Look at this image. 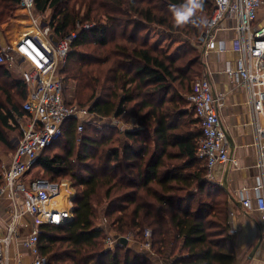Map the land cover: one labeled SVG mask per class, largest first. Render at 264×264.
Listing matches in <instances>:
<instances>
[{
  "label": "trees",
  "instance_id": "16d2710c",
  "mask_svg": "<svg viewBox=\"0 0 264 264\" xmlns=\"http://www.w3.org/2000/svg\"><path fill=\"white\" fill-rule=\"evenodd\" d=\"M19 2L0 0V24ZM35 2L39 12L54 9L51 27L56 38L77 32L64 72L77 82L72 103L88 106L95 115L81 133L76 120H67L62 138L28 173L32 179L52 182L69 176L76 188L73 217L59 225L40 226V255L77 264H156L152 255L131 245L105 246L106 227L94 221L96 198L104 205L102 217L117 236L134 233L142 243L150 230L151 251L157 257L170 254L172 264H235L228 193L206 179V165L197 156L203 132L180 94L204 73L202 51L195 41L212 15V0H204L203 9L182 26L174 25L169 6L183 0ZM77 4L86 7L83 14ZM102 17L107 22L96 20ZM153 24L181 38L178 53L149 43L147 32ZM88 43L95 45L91 51L78 49ZM27 94L26 83L0 63L4 143H8L5 129L19 131L16 116L25 114ZM127 117L137 120L136 127L122 130L112 121L99 123ZM63 146L65 151L59 153Z\"/></svg>",
  "mask_w": 264,
  "mask_h": 264
},
{
  "label": "built area",
  "instance_id": "2783aa9c",
  "mask_svg": "<svg viewBox=\"0 0 264 264\" xmlns=\"http://www.w3.org/2000/svg\"><path fill=\"white\" fill-rule=\"evenodd\" d=\"M212 2V15L200 37L201 51L204 54L215 49L224 51L226 46L218 43L217 31L226 27L223 24L226 20H234L232 28L236 32V38L233 43L238 53V61L236 67L228 66L226 71L235 81L245 85L250 124L258 151V166L262 173L254 187L255 198L243 197L242 204L245 208L256 209L260 213L264 238V25L258 22L259 9L264 0ZM18 8L26 11L36 31L21 35L13 47L0 50V63L19 67L21 78L28 90L23 104L25 114L16 116L20 136L16 139L9 166L3 170L0 187V193L8 190L14 201L12 220L7 226L6 234L0 235V264H10L9 248L15 241L18 222L23 212L34 218L31 234L21 241L24 247L35 254L30 264H51L48 258L39 253L40 226L67 222L72 218V206L60 208L52 204L51 200L61 192V184L43 177L32 179L28 177V173L43 152L62 138L63 126L67 120H76L77 131L81 133L85 123L94 120L95 115L88 107L65 98V83L60 76L77 32L61 39L48 33L35 16V0H20ZM219 100L212 82L205 74L193 82L189 104L203 132L198 143L197 156L206 165V178L209 180H214L216 167L227 163L238 165V161L231 154L222 124ZM17 195H21V203L15 201ZM69 196L67 203L72 201ZM145 235L143 245L151 249L150 231L147 230ZM118 237H106V247L114 248Z\"/></svg>",
  "mask_w": 264,
  "mask_h": 264
},
{
  "label": "crops",
  "instance_id": "0c3cea01",
  "mask_svg": "<svg viewBox=\"0 0 264 264\" xmlns=\"http://www.w3.org/2000/svg\"><path fill=\"white\" fill-rule=\"evenodd\" d=\"M18 9L16 17L20 16L22 19H27L28 14L25 11L21 12V8ZM258 22L264 25V4L259 9ZM223 24L226 27L217 31V38L218 43H223L226 49L224 51H219L218 49L211 50L203 55L205 63L204 74L210 79L214 92L220 98L219 107L222 124L225 131L231 137L233 143L232 146L230 145L231 154L238 161V165L233 166L231 163H227L216 167L214 181L223 186L228 193L231 223L230 234L236 252L235 264H264L263 225L260 213L256 209L249 210L242 204L243 197L255 198L254 187L260 180L262 173L258 166V151L254 144V132L250 124V110L245 85L235 81L226 71L228 66L236 67L238 61V53L233 43L236 38V32L232 26L235 23L234 20H226ZM8 25H11L10 22L3 24L2 30L0 29V32L3 33L0 35V47H3V44L7 40L15 44L18 41L14 37L15 32L11 31ZM30 25L31 23H29L28 27ZM7 66L10 68L14 65ZM10 71L12 72L11 68ZM16 78L20 79L21 75ZM130 119H133L135 123L133 122L134 124L128 125L127 123ZM126 120V122L115 120L114 124L122 130L136 127L137 120L134 117H127ZM119 123H122L124 126H121ZM8 166L9 164L2 165L3 170ZM3 170L0 171V187L2 186ZM60 193L61 196L51 200L52 204L60 208H71V206L73 208L72 201L67 203L68 192L63 188ZM231 196L234 199H231ZM15 201L21 203V195H17ZM13 206L12 194L8 190L2 191L0 193L1 236L6 234L7 226L12 220ZM33 227V216L27 212H23L18 222V233H16L15 241L9 248L10 264H30L34 259L35 254L21 243L23 239L31 234ZM128 245H131L138 251L152 255L156 264H172L174 260L170 254L162 258L157 257L152 253L151 249L143 245V242L138 243V241H135L131 243L129 241ZM54 263L77 264L73 260H57Z\"/></svg>",
  "mask_w": 264,
  "mask_h": 264
},
{
  "label": "rangeland",
  "instance_id": "374dc122",
  "mask_svg": "<svg viewBox=\"0 0 264 264\" xmlns=\"http://www.w3.org/2000/svg\"><path fill=\"white\" fill-rule=\"evenodd\" d=\"M77 0H71V5H74L75 2ZM77 10H81V14H83L86 10V7H80L79 4H77L76 6ZM18 7L15 8L13 14L7 18L4 19L3 22L0 24V29L2 30L3 28V24H5L6 22H10L11 25H8V27L11 28V31L15 32L14 37L18 40L20 35L23 34H27L28 32H33L36 31V28H34V26L31 24L29 27V23H31V19L28 16L27 19H22L20 18V16H18V18L16 17V14L18 13ZM20 11H25L23 9H20ZM26 12V11H25ZM35 13L37 15L36 18H38V21L41 22L42 27L45 28V30L48 31V33H51L54 35L53 33V29L51 27V20L53 18V15L55 13L53 8H48L45 11L39 12L35 11ZM97 21L101 22V23H105L107 22V19L105 17L102 18H98L96 19ZM81 30V28H80ZM204 32V31H203ZM202 32V33H203ZM201 33V34H202ZM3 33L0 32V35H2ZM148 34V39H149V43L151 44H158V46L160 47H164L169 53L175 54L178 53L179 48L182 46V42H181V38L177 37L176 35L171 36L169 34L166 33L165 30H163V28L157 26V25H150V28L147 32ZM201 34L199 35L198 39L195 41V44L197 45L199 51H201V46H200V37ZM113 44V42H111ZM15 43H12L11 41H6L3 45V47H0V49H9L11 47H13ZM95 45L94 44H86L80 48H78L81 52H89L93 49ZM202 55H204L203 51L201 52ZM68 63V61H67ZM67 63L65 64V66L67 65ZM62 67L61 71H60V76L62 78H64V83H65V90H64V94H65V98L68 101L73 102V100L75 99V95H76V91H77V82L74 79H69L66 78L68 73L64 72V67ZM12 69V75L14 77H17L19 75H21V70L19 67H17L16 65L10 67ZM204 73L202 75H198V76H203ZM197 75H195L193 78L198 77ZM192 85H193V79L192 81L188 84L189 89L186 90V88L184 89H180V94L182 95V97L184 98V100L187 102V107L191 110L190 108V104H189V95H190V88L192 89ZM3 100H4V96H3ZM83 107H88V106H83ZM192 118H194L192 116ZM127 118L122 119V122H126ZM117 120L116 118H111L109 119H102L101 121H99V123L103 124V122H113ZM134 120L130 119V121L127 123L128 125H132ZM121 126H124L122 123H119ZM16 125V124H15ZM17 126V125H16ZM85 131V130H84ZM84 133V132H83ZM5 134L6 137L8 139V143H4L3 141L0 140V171L3 170L2 165H7L11 162L12 160V155H13V151L16 147V139L20 136V133L18 131V128H12V129H5ZM63 143V142H62ZM66 146L64 147H59L58 151L59 153H63L65 151ZM55 150L51 151L49 154L53 155L55 154ZM38 175H41L40 173H37ZM47 175L45 174V177ZM49 178V177H47ZM207 179V178H206ZM209 180V179H208ZM215 180V179H214ZM214 180H210L214 183H216ZM54 183H58L61 184V191L64 188L66 190V192H68V195H70L69 197L73 198V195L76 194V188L73 187V184L71 182V178L69 176H59L56 177L55 180L53 181ZM219 184V183H216ZM220 185V184H219ZM71 193V194H70ZM57 198V197H56ZM94 221L96 225H103L104 227H106V231H107V235L106 237H108L109 235H113V236H117V233L110 228L109 224L107 223V221L102 217L103 216V204L99 203L98 200L95 198L94 199ZM109 227V228H108ZM148 230V229H147ZM146 230V231H147ZM150 231V230H149ZM146 233V232H145ZM151 233V232H150ZM123 237H127L128 238V242L130 241L131 243H134L135 241H137L138 236H136L134 233L125 235ZM151 237V235H150ZM144 239L146 238V235L144 234ZM55 261H50L51 264H55Z\"/></svg>",
  "mask_w": 264,
  "mask_h": 264
},
{
  "label": "clouds",
  "instance_id": "9594fccd",
  "mask_svg": "<svg viewBox=\"0 0 264 264\" xmlns=\"http://www.w3.org/2000/svg\"><path fill=\"white\" fill-rule=\"evenodd\" d=\"M203 6L204 0H183L180 5H170L169 10L172 12L174 25L182 26L189 23Z\"/></svg>",
  "mask_w": 264,
  "mask_h": 264
},
{
  "label": "water",
  "instance_id": "95a60500",
  "mask_svg": "<svg viewBox=\"0 0 264 264\" xmlns=\"http://www.w3.org/2000/svg\"><path fill=\"white\" fill-rule=\"evenodd\" d=\"M226 135H227L229 144L232 146L233 143H232L231 137L228 135L227 132H226ZM231 199H234L233 196H231ZM72 211H73V208H72ZM118 242L121 243V244L127 245L128 244V238L127 237H123V236H119L118 237Z\"/></svg>",
  "mask_w": 264,
  "mask_h": 264
},
{
  "label": "bare ground",
  "instance_id": "6f19581e",
  "mask_svg": "<svg viewBox=\"0 0 264 264\" xmlns=\"http://www.w3.org/2000/svg\"><path fill=\"white\" fill-rule=\"evenodd\" d=\"M33 26H34V25H33ZM34 28H36V27L34 26ZM59 195H60V193H59L57 196H55V197H58ZM55 197H54V198H55Z\"/></svg>",
  "mask_w": 264,
  "mask_h": 264
}]
</instances>
